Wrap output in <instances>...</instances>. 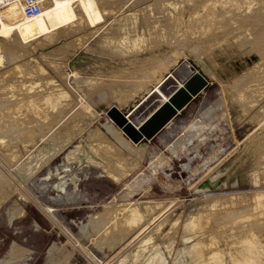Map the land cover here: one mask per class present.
Here are the masks:
<instances>
[{
	"label": "rangeland",
	"instance_id": "obj_1",
	"mask_svg": "<svg viewBox=\"0 0 264 264\" xmlns=\"http://www.w3.org/2000/svg\"><path fill=\"white\" fill-rule=\"evenodd\" d=\"M22 2L12 7L11 0H5L8 9L0 13V30L6 28L0 31V50L8 58L0 57V72L17 62L32 72L24 81L55 79L69 91L71 103L70 112L57 119V134L49 135L46 143L24 146L15 139L0 141V173L5 178L0 193V264H115L122 258L126 264H245L247 260L264 264V0H250L246 5L248 0L246 7L239 0ZM162 56L167 62L177 58L176 66L186 64L204 73L208 85L155 137L142 139L147 143L145 158L135 166L120 154L118 139L107 132L104 123L114 124L106 110L108 104L123 101L117 107L130 112L168 73L174 74L176 66L163 71L147 92H136L135 81L143 80L154 59ZM110 62L120 63L117 74L103 76L96 87L80 88V81L100 67L111 69ZM37 64L41 72L32 68ZM99 93L106 99L100 100ZM86 97L97 108L94 117L86 116L83 122L75 112ZM239 100L255 104L244 106ZM205 110H210L208 116ZM91 141L96 150L103 147L100 153L109 149L102 153L112 154L107 157L109 163L114 162L113 152L121 148L115 154L126 158L131 169L112 164L113 169L99 149L91 156L94 160L77 162L81 149ZM173 143L175 153L169 149ZM72 151L75 155L67 159ZM52 152V158L33 168ZM239 154L246 164L243 171L235 159ZM112 169L116 176L110 175ZM25 172L31 174L27 177ZM62 182L73 193L70 199L56 190ZM129 204L147 205L149 212L127 235L116 236L113 222L107 224L109 229L92 226L95 217L106 213L105 207L116 208L119 218ZM247 206L251 211L241 218H250L256 228L245 229L243 235L237 234L239 238L230 227L209 243L206 232L216 225V215ZM105 229L109 235L102 239ZM201 238L205 244L195 251ZM209 254L212 257L205 261Z\"/></svg>",
	"mask_w": 264,
	"mask_h": 264
},
{
	"label": "bare ground",
	"instance_id": "obj_2",
	"mask_svg": "<svg viewBox=\"0 0 264 264\" xmlns=\"http://www.w3.org/2000/svg\"><path fill=\"white\" fill-rule=\"evenodd\" d=\"M248 0H239V4L244 2V5L247 3ZM12 7H18L20 4H22V0H11ZM246 2V3H245ZM237 3V2H236ZM250 3L249 2L246 4L248 5ZM242 5V4H241ZM245 5V7H246ZM240 7V6H239ZM242 7H244L242 5ZM250 7V5H249ZM7 5L5 4V0H0V13L3 12L5 13V11L7 10ZM248 9V8H247ZM25 11L22 10L18 13H15L16 15H20L22 13H24ZM148 21V20H147ZM150 23V22H149ZM0 24H2V20L0 17ZM154 25V24H153ZM155 26V25H154ZM146 27V25H145ZM3 29V30H2ZM4 29L6 30V28L1 27V32H4ZM89 33V32H88ZM83 34V33H82ZM86 34V33H85ZM87 35V34H86ZM139 35V34H138ZM84 36V35H83ZM90 36V35H89ZM81 37V36H80ZM88 39V38H87ZM111 38H108V40ZM139 40V38H137L135 41H133V44L135 45L137 43V41ZM160 40V39H159ZM158 40V41H159ZM80 41V40H79ZM85 42V41H84ZM154 42V41H153ZM165 42V41H164ZM167 42V41H166ZM170 42V41H169ZM264 42V41H263ZM262 42V44H263ZM174 43V42H173ZM149 44V43H148ZM172 44V43H171ZM170 44V45H171ZM160 45V44H159ZM101 46V45H100ZM264 46V44H263ZM134 48L138 49V47ZM1 49V47H0ZM140 49V48H139ZM151 49V48H150ZM175 48L172 47L171 51H173ZM264 50V49H263ZM191 51V49H190ZM169 52V50H168ZM176 52V51H175ZM173 52V53H175ZM179 51H177L175 54H177ZM0 57L5 61V53L4 50H0ZM180 53L185 54L184 52H182V50L180 51ZM178 53V54H180ZM192 53H194V51H192ZM264 53V52H263ZM183 54H180L183 55ZM169 55V54H167ZM174 55V54H172ZM179 56V57H180ZM197 56V55H196ZM176 57H178V55H176ZM0 58V59H1ZM15 58V57H14ZM25 58V57H24ZM111 58V57H110ZM163 58V56H162ZM165 58V57H164ZM154 59V61L152 62V65L150 66V71L149 74H147L148 72H145L147 74V76L145 75V77L143 76V78L141 77L140 81H135V86L134 89L136 88V92L138 94H142L144 92H147L150 89L151 84L156 83L157 81H159L162 77H163V71L169 70L171 68H174L177 64H176V59H173L172 61L167 62V59ZM6 59H8L6 57ZM28 59V58H27ZM80 59V58H79ZM113 59V58H112ZM111 59V60H112ZM122 59V58H121ZM135 60V59H133ZM148 60V59H147ZM179 60V59H178ZM1 61V60H0ZM3 61V62H4ZM15 61V60H14ZM152 61V60H151ZM161 61V62H160ZM134 62V61H133ZM178 62V61H177ZM163 63V65H162ZM166 63V64H165ZM11 63H9L10 65ZM120 64V63H119ZM118 62H110L108 63V65H110V68H106L105 66L100 67V69L96 70L95 74L90 75V77H87L85 79H82L80 81V88H82L84 85H91V87H96L98 86V82L100 80H102L103 76H110L112 74H117V71L121 70V67L119 66ZM148 65V64H147ZM9 67V66H8ZM7 67V68H8ZM5 68V67H4ZM26 67H24L23 65L17 63V62H13V65L11 67H9L7 70L3 71L2 73L0 72V141L4 142L6 138L9 139V141L6 142H21L22 145L26 146V145H30V144H34L35 142H39L41 141L43 144L46 143V141H49V135H56L57 132H55L56 129H54V126L57 124V122H59L62 118H64V116H66L69 112L67 111V107L68 105L71 103L68 99L70 98V93L68 90H64L59 84H56L54 82V80L48 76V78H44V82H39L40 79H37L36 81H29V80H25L24 78L31 76L32 72L29 71L30 69H25ZM32 68L34 70H37L39 72H41L43 69L40 65H33ZM147 68V67H146ZM176 71L173 73H168V77L165 76L158 84L155 88H153L149 93L146 94V96L144 98H142L133 108L130 112L128 113H124L127 118L134 123L136 126L142 124L144 122V120H146L162 103L167 102L172 94V92L177 88L182 86L184 80L189 76V74L191 73V68L189 66H187L186 64H184L183 66H176ZM129 69V68H128ZM135 71V70H133ZM35 72V71H34ZM15 76H13L14 74ZM128 73V72H127ZM142 73V72H141ZM126 74V72H125ZM143 74V73H142ZM131 75V74H130ZM128 75V76H130ZM59 76V75H58ZM63 77V76H62ZM247 77V76H246ZM16 78H22L23 80H16ZM249 78V76H248ZM257 79V78H256ZM235 80V79H234ZM246 80V79H245ZM65 81V80H64ZM243 81V80H242ZM249 81V80H248ZM262 81V80H261ZM57 82V81H56ZM132 82V81H131ZM260 82V81H257ZM123 83V82H122ZM125 83V82H124ZM127 83V82H126ZM238 83V82H237ZM247 83V82H246ZM262 83V82H261ZM241 84V83H240ZM256 84V83H255ZM259 84V83H258ZM131 85V84H130ZM238 85V84H237ZM242 85V84H241ZM257 85V84H256ZM121 86V85H120ZM227 86V85H226ZM243 86H245L243 84ZM252 86V85H251ZM250 87V86H248ZM252 88V87H250ZM257 88V87H256ZM233 89V88H232ZM239 89V87H238ZM242 88H240L241 90ZM245 89V88H244ZM248 89V88H247ZM135 91V90H134ZM237 91V90H236ZM243 91V89H242ZM98 92V91H97ZM114 92V91H113ZM123 92V91H122ZM244 92V91H243ZM115 93V92H114ZM238 93V91H237ZM240 93V92H239ZM129 94V93H128ZM250 94V93H249ZM116 95V94H114ZM122 95V94H121ZM131 95V94H130ZM118 96V95H116ZM120 96V95H119ZM129 95H127L128 97ZM238 96V94H237ZM257 96V95H256ZM99 99L100 100H105L106 96L105 94H100L99 93ZM121 97V96H120ZM119 97V98H120ZM126 97V99H127ZM236 97V96H234ZM253 97V96H251ZM258 97V96H257ZM256 97V99H257ZM117 98V97H116ZM129 99L131 98V96L128 97ZM122 99V97H121ZM251 99V98H250ZM118 100V99H117ZM128 100V99H127ZM235 100V99H234ZM237 100V99H236ZM246 100V99H244ZM255 100V99H254ZM119 101V100H118ZM240 101V100H239ZM123 102V101H122ZM122 102H117V106L120 107L122 106ZM242 104V101H240ZM249 104L247 102H245L244 106H247L246 104L252 105V103L254 102H250V100L248 101ZM251 103V104H250ZM219 104V103H217ZM255 104V103H254ZM109 108L106 110V112L112 108V107H116L117 106L113 105L111 106L110 104ZM216 106V105H215ZM219 106V105H218ZM212 107V106H211ZM210 107V110H212ZM240 107V106H239ZM97 108V103L95 101H93L91 98L86 97V99H84V103L81 107V109L78 112V118H83V122H86V116H93L92 114H94V112L96 111ZM245 108V107H243ZM119 109V108H118ZM214 109V108H213ZM248 109V107H247ZM121 110V109H119ZM209 110V112H210ZM244 110V109H243ZM246 110V108H245ZM252 110V109H251ZM206 111V110H205ZM214 111V110H213ZM209 112L206 111V113H204L206 116L209 115ZM214 114V113H213ZM258 114V113H257ZM58 115L61 116V118L58 117ZM71 116V115H70ZM74 116V115H73ZM69 117V116H68ZM94 117V116H93ZM210 117V116H209ZM73 119V117H71ZM75 118V116H74ZM107 118H109L107 116ZM57 119H59V121H57ZM110 121H112L111 118H109ZM173 119V118H172ZM172 119H170L167 123H169ZM209 119V118H206ZM64 121L66 119H63ZM75 120V119H74ZM90 120V119H88ZM71 121V119L69 120ZM78 121V120H77ZM76 121V122H77ZM109 121V122H110ZM74 122V121H73ZM206 122V121H205ZM72 123V122H71ZM78 123V122H77ZM112 123L114 124H108L107 122L104 123V126L106 127V130L108 133H110L111 135H113L114 137H116L119 141V145L122 148V153H119L122 155L123 153L125 154V157H128L129 161H131V163H135V166L141 162V160L143 158H145V153L147 150V143L144 142L143 140L139 141V142H133L129 137H125L123 134V129L122 127H119L116 123H114L112 121ZM167 123L165 124V126L167 125ZM85 124V123H84ZM65 125L67 128H70V124L69 122H65ZM74 125V124H73ZM75 126V125H74ZM77 126V124H76ZM164 126V127H165ZM163 127V128H164ZM83 128V127H82ZM86 128V127H85ZM162 128V129H163ZM81 129V128H79ZM161 129V130H162ZM82 130V129H81ZM99 130V129H98ZM95 130V131H98ZM160 130V131H161ZM78 131V130H77ZM80 131V130H79ZM159 131V132H160ZM83 132V131H81ZM80 132V133H81ZM158 132V133H159ZM79 133V134H80ZM97 134H93V135H98L100 137V132L98 134V132H95ZM157 133V134H158ZM103 134V133H102ZM109 134V135H110ZM156 134V135H157ZM92 135V134H91ZM97 136V137H98ZM105 136V135H104ZM98 137V138H99ZM103 138V135L101 136ZM88 138V137H87ZM96 140H98L96 137H94ZM99 138V139H102ZM105 138V137H104ZM15 139V140H14ZM106 139V138H105ZM258 139V138H257ZM11 140V141H10ZM14 140V141H13ZM100 142H98L99 144H103L101 140H99ZM109 141V140H108ZM146 141H149L146 139ZM93 141H91L90 144L85 145L80 153L79 156L77 158V162L86 160H94L91 159V156H93L94 153H98V151L100 149H102L99 145V148H97V150L94 148L95 146L94 143L92 144ZM105 142V141H104ZM107 142V141H106ZM109 143V142H108ZM107 143V144H108ZM111 143V142H110ZM113 143V142H112ZM10 144V143H8ZM15 144V143H14ZM18 144V143H17ZM38 144V143H37ZM96 144V143H95ZM115 144V143H114ZM187 144V143H186ZM118 145V146H119ZM11 146V145H10ZM36 146V145H35ZM98 145H96L97 147ZM103 146H109V145H103ZM111 146V145H110ZM114 146H111L110 148H113ZM116 144H115V149H116ZM79 148V147H78ZM77 148V149H78ZM119 148V147H118ZM120 149H116L117 150H121ZM247 148V147H246ZM23 149V148H22ZM99 149V150H98ZM107 149V147H106ZM105 149V150H106ZM169 149L172 153L176 152V144L173 143L172 145L169 146ZM25 150V149H24ZM28 150V149H26ZM25 150V151H26ZM31 150V149H30ZM103 150V151H105ZM109 149H107L108 151ZM111 150V149H110ZM114 149H112L113 151ZM244 150V149H243ZM246 150V149H245ZM97 151V152H96ZM102 151V153H103ZM115 151V150H114ZM115 151V152H116ZM250 151V150H249ZM19 152V151H18ZM16 152V153H18ZM21 152V151H20ZM30 152V151H29ZM75 151H72L71 153H69L67 156V159L70 158V156H72V154L75 155V153H73ZM101 152V150L99 151V153ZM113 155V160L112 163L110 164L109 158H107L108 156L112 155V154H107L103 155L105 153H100L101 154V158L102 156H104L103 158L106 157L107 159V163H109L108 165L112 166V164L115 165H119L121 166L122 164L124 165L125 162L129 163V165H132L129 161H126L122 159L123 157L120 154H115ZM118 152V151H117ZM242 152V150H241ZM25 153V152H24ZM108 153V152H107ZM112 153V152H110ZM194 153V152H193ZM245 153V152H244ZM4 155V154H3ZM9 155V154H8ZM54 155V153L52 152L51 154H49L46 158H44L40 163L36 164V166H33L34 169H38L41 167L42 164H44L46 161H48L50 158H52V156ZM193 155V154H192ZM22 156V155H21ZM195 156V155H194ZM14 157V156H13ZM20 157V156H19ZM250 157V156H249ZM18 158V157H17ZM112 158V157H110ZM9 159V158H8ZM106 159H103L106 160ZM127 159V160H128ZM235 159L237 160V166L239 169H241L242 171L245 169V161L242 155L239 154V156H236ZM11 160V159H10ZM16 160V159H15ZM190 160V158H189ZM122 161L124 163H122ZM94 162V161H93ZM232 162V160H231ZM12 163V162H11ZM97 163V162H95ZM236 163V162H235ZM13 164V163H12ZM105 165V164H104ZM122 165V166H123ZM126 165V164H125ZM8 166V165H7ZM112 166V168L114 167ZM118 167V166H117ZM125 167V166H124ZM129 170L131 169L130 166ZM134 167V165H133ZM105 168V166H104ZM212 168V167H211ZM33 169V170H34ZM108 169V168H106ZM115 169V168H113ZM112 169V171H113ZM120 169V168H119ZM124 169V168H123ZM127 169V168H125ZM133 169V168H132ZM111 171V170H110ZM112 172H108L110 175H114L116 174L115 171ZM26 176L28 177L31 172H25ZM121 172H119L118 170V174L120 175ZM3 173H0V193H3L2 191L4 190V185L5 184V178L4 175L2 176ZM122 176H124V172L122 170ZM126 175V174H125ZM116 176V175H114ZM6 177V176H5ZM121 177V176H120ZM118 178V177H117ZM123 178V177H122ZM120 179V178H119ZM118 179V180H119ZM71 180V179H70ZM203 180V179H202ZM72 181V180H71ZM201 181V180H200ZM7 183V181H6ZM8 185V184H7ZM200 189H202L204 187L203 183H200ZM3 187V188H2ZM11 187V186H10ZM208 187V186H207ZM3 189V190H2ZM56 190H58L59 193H62V191L65 193L66 199H70L73 196V193H71L70 190L67 191L66 187H65V183H58V185L56 186ZM206 190V189H205ZM204 191V190H203ZM6 193V192H5ZM2 195V194H1ZM215 198V197H213ZM212 200V199H211ZM209 202V201H208ZM212 202V201H211ZM219 202V201H218ZM207 203V202H206ZM217 203V202H214ZM218 204V203H217ZM205 206V205H204ZM213 207V206H212ZM122 207H120L121 209ZM116 209V208H115ZM115 209L112 211V209L105 207L106 213L103 214L102 216H98L95 217L96 219L92 221V223L94 222L95 224L92 225L93 227L95 226V228H103V226L106 225V227L108 228V226H111V222H113V226L117 227V231L116 236L120 234L121 237H123L122 235H124V232L126 233L125 235L128 234V230L131 229L132 227L134 228V226H136L137 224H140V222L144 221L145 216L147 214L148 211V206L147 205H127L125 207V210H123L124 212L120 215V217L118 218L117 215L114 213ZM119 209V208H118ZM119 209V210H120ZM209 209V208H208ZM104 210V209H103ZM118 210V211H119ZM122 210V209H121ZM154 210V209H153ZM251 211V209H248L247 207H241L238 208L236 211L227 213L225 215L220 214V216L216 215V219H215V223L216 225L209 230V232H206L207 234H209V243L213 244L215 241H217L219 239V237L221 235H225L226 231L228 230V228L231 230L230 227L233 228L236 236H238L240 238L241 235H243V231H245V229L247 228H253L255 227L252 222V220L249 218L245 221L242 220L241 215L245 214L247 212ZM102 213V212H101ZM117 214H119L117 212ZM224 214V213H223ZM157 215V214H156ZM93 217V216H92ZM150 218V217H149ZM220 218V219H219ZM197 218L193 217L191 219L192 224L196 221ZM259 220V219H258ZM253 224H252V223ZM110 223V224H109ZM107 224H109L107 226ZM195 224V223H194ZM256 225V224H255ZM211 226V225H210ZM104 227V228H106ZM123 227V228H121ZM97 228V230H98ZM103 228V229H104ZM110 228V227H109ZM108 228V229H109ZM256 228V227H255ZM102 229V230H103ZM101 230V229H99ZM93 231V230H92ZM96 231V230H95ZM106 231V229L104 230ZM229 231V230H228ZM103 232V231H102ZM243 232V233H241ZM110 233V232H109ZM115 233V232H113ZM112 233V234H113ZM228 234H230V232H227ZM241 233V235H237ZM107 231L105 236L102 237V239H106L107 237ZM102 235H104L102 233ZM109 235V234H108ZM119 235V236H120ZM232 236V234H230ZM111 237V236H110ZM120 237V240L122 239ZM126 236H124L125 238ZM237 237V238H238ZM242 237V236H241ZM244 237V236H243ZM108 238V237H107ZM119 240V239H118ZM147 240H149V238L145 239L144 242H146ZM197 242L195 243V251H200L201 250V246L203 244H205V240L204 238H201L199 240H196ZM100 244L102 243L99 242ZM99 244V245H100ZM103 244V243H102ZM15 250V249H14ZM13 251V250H12ZM15 252H19L15 251ZM14 252V254H15ZM17 256V253H16ZM19 256H20V252H19ZM211 254L209 255H205L204 260L207 261L209 260V258H211ZM21 258V257H20ZM64 259V257H63ZM66 260V259H65ZM61 261V259H60ZM240 261V260H239ZM243 261V260H242ZM54 262V261H53ZM245 262V261H244ZM194 263V262H193ZM208 263V262H207ZM252 262L250 261H246L245 264H251ZM57 264V263H56ZM115 264H126V259L122 258L120 260H118ZM128 264V262H127ZM244 264V263H243Z\"/></svg>",
	"mask_w": 264,
	"mask_h": 264
},
{
	"label": "water",
	"instance_id": "obj_3",
	"mask_svg": "<svg viewBox=\"0 0 264 264\" xmlns=\"http://www.w3.org/2000/svg\"><path fill=\"white\" fill-rule=\"evenodd\" d=\"M208 85L207 77L198 70H192L182 86L177 87L167 102L162 103L144 122L138 126L132 123L118 108H110L106 114L133 141L150 140L174 118L190 101Z\"/></svg>",
	"mask_w": 264,
	"mask_h": 264
}]
</instances>
